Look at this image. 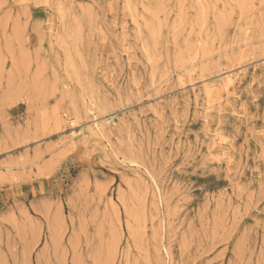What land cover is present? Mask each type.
Returning <instances> with one entry per match:
<instances>
[{"label": "rangeland", "instance_id": "1", "mask_svg": "<svg viewBox=\"0 0 264 264\" xmlns=\"http://www.w3.org/2000/svg\"><path fill=\"white\" fill-rule=\"evenodd\" d=\"M0 264H264V0H0Z\"/></svg>", "mask_w": 264, "mask_h": 264}, {"label": "bare ground", "instance_id": "2", "mask_svg": "<svg viewBox=\"0 0 264 264\" xmlns=\"http://www.w3.org/2000/svg\"><path fill=\"white\" fill-rule=\"evenodd\" d=\"M242 3V2H241Z\"/></svg>", "mask_w": 264, "mask_h": 264}]
</instances>
